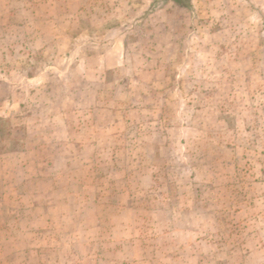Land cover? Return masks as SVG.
Instances as JSON below:
<instances>
[{
    "label": "rangeland",
    "instance_id": "1",
    "mask_svg": "<svg viewBox=\"0 0 264 264\" xmlns=\"http://www.w3.org/2000/svg\"><path fill=\"white\" fill-rule=\"evenodd\" d=\"M0 264H264V0H0Z\"/></svg>",
    "mask_w": 264,
    "mask_h": 264
}]
</instances>
